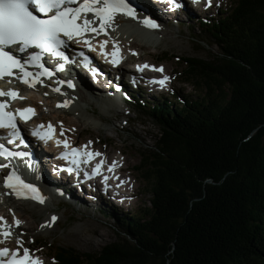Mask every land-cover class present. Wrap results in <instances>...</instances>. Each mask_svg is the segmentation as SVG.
<instances>
[{
	"label": "trees",
	"instance_id": "1",
	"mask_svg": "<svg viewBox=\"0 0 264 264\" xmlns=\"http://www.w3.org/2000/svg\"><path fill=\"white\" fill-rule=\"evenodd\" d=\"M200 26L219 52L184 59L182 74L203 94L134 93L160 130L142 158L148 208L114 214L123 229L100 251L54 248L57 264H264V0Z\"/></svg>",
	"mask_w": 264,
	"mask_h": 264
},
{
	"label": "rangeland",
	"instance_id": "2",
	"mask_svg": "<svg viewBox=\"0 0 264 264\" xmlns=\"http://www.w3.org/2000/svg\"><path fill=\"white\" fill-rule=\"evenodd\" d=\"M213 2L212 10L206 11L204 5L199 15H196L199 11H195L194 22L187 18L188 16H180L178 13L177 19L170 18L176 21L169 25L163 22L155 28V31H151L150 29L153 28L146 27L141 22L145 16L150 19L148 14L137 15L135 22L116 15L113 17L116 19L115 22L127 24L130 27L116 25L115 29L111 26L105 29V33H101L105 34L108 39L112 38L111 43L117 40L119 44L134 42L141 46L127 50L128 54L139 55L133 62L146 60L165 65L172 79V87L166 89L162 95L147 93L146 98L167 97L172 102L176 99L172 93L174 90L183 96L203 94L204 90L195 92L193 83L185 82L182 71L186 67L184 59L191 57L209 59L219 52L217 46L209 47L205 42H200L205 39L200 31V22L204 17H214L217 14L216 9L219 12L229 10L234 6V0H213ZM95 36L97 35L94 34L93 37ZM49 90L41 92L33 88L22 91L23 96L18 101L25 104L29 99L26 96H34L38 100V108L41 109L39 118L56 119L60 127L69 132L73 141L77 143L88 141L87 147H94L93 150H98L96 153L99 152L103 157H109V160L115 159L116 163L127 171L122 172V175L128 178L127 182H130L133 188L124 183L117 184V188L127 194L126 197L131 198L130 204L123 205L122 200V203H118L112 196L110 201L112 203L114 200L113 207L117 208L116 215L127 218L145 211L151 196L148 195L150 182L145 179L148 173L146 174V170L142 169L145 162L142 158L151 152L160 136L157 123L148 114L134 106L132 100L130 102L125 100L126 103L124 102L121 106L115 105L107 92L104 95H98L96 92V96L102 99L98 101L96 97H93L86 105L79 99L70 100L65 95L61 97L53 95V91ZM67 95L69 98L77 99L73 93V96L68 93ZM44 164L43 170L47 179L54 180V174L57 173L53 172L51 161L45 160ZM68 185L71 184L67 183ZM134 191L136 196L130 197V193ZM47 194L49 198L42 202H22L9 200L0 191V214H5L7 217L19 215L23 219V228L17 230L18 233H16L19 238L26 240V245H30L33 250L44 257L45 264H57L52 257L56 247L63 246L83 253H92L100 251L106 244L117 240L123 227L118 224L114 212L110 211L109 215L93 214L84 204L80 206L70 198L67 199L64 192L51 196L50 193ZM69 194L75 196L73 200H86V197H82L74 188L69 190ZM73 195L69 196L73 197ZM31 223H33V228L29 229ZM50 225L51 228L47 229Z\"/></svg>",
	"mask_w": 264,
	"mask_h": 264
},
{
	"label": "snow or ice",
	"instance_id": "3",
	"mask_svg": "<svg viewBox=\"0 0 264 264\" xmlns=\"http://www.w3.org/2000/svg\"><path fill=\"white\" fill-rule=\"evenodd\" d=\"M206 2L209 5L211 4V0H206ZM169 3L174 4L177 8L181 6L179 3H175V0H169ZM117 12H123L125 15L136 18L135 9L130 0H0V78L13 76V69L19 68L23 75L16 78L30 87L33 86L34 81L30 82L28 77L50 75L49 70L40 63L41 53H51L59 60H67L65 53L61 51L63 47H66L63 37L72 40L74 37L83 38L86 33H95L96 35L105 33V29L112 26L113 17ZM89 14H91L90 17ZM141 22L146 27H158L155 21L147 16ZM83 42L91 48L89 40L85 39ZM104 43L101 42V50H103ZM12 46H16L17 51L21 53L29 48L38 49L39 52H32L27 58H18L13 52L6 50ZM113 56L115 57V53H113ZM85 60H87V57H85ZM112 63H118V60L114 58ZM26 65L34 66L42 71L36 73L26 71ZM144 67H147V65ZM62 68V64L58 65V70H62ZM155 70L163 71V69ZM167 79L168 77H164L163 80L154 82L163 86ZM0 96L18 98L17 92L12 89L6 92L0 89ZM5 107L6 105L0 102V127L11 128L12 131L9 135L13 139L18 138L20 133L14 122L15 116L10 112H5ZM31 111V109L18 110L19 115L24 119H27L25 112ZM49 128H51V125H49ZM33 135L44 140L48 138L49 134L35 131ZM21 143H24L22 139ZM64 146L65 148L68 147L66 143ZM72 154L74 157L84 155L78 149H73ZM25 155H28V153L11 152L3 144H0V156L7 158L9 156ZM94 155H99V153H88L89 158ZM62 156L67 158L68 153H63ZM72 164L77 165L78 161L74 158ZM5 167L9 166L0 165V168ZM99 168L100 164H97L96 168L93 169V173L95 174ZM67 171L72 172L73 168L70 167ZM87 175L85 173L86 177ZM105 180H107V177H105ZM4 186L11 188L18 196L23 190L36 192L33 185L25 183L15 171H11L5 176ZM33 198L39 197L34 196ZM40 199L42 201V198ZM2 219L0 217V220ZM16 223L19 224L20 222L16 221ZM0 234L6 237L10 235V232L5 231ZM8 252L9 249L0 248V257L6 256ZM0 264H41V262L32 259L29 255V249H24L22 257L13 252L11 259L6 261L0 259Z\"/></svg>",
	"mask_w": 264,
	"mask_h": 264
},
{
	"label": "bare ground",
	"instance_id": "4",
	"mask_svg": "<svg viewBox=\"0 0 264 264\" xmlns=\"http://www.w3.org/2000/svg\"><path fill=\"white\" fill-rule=\"evenodd\" d=\"M183 7H185V6L183 5ZM142 8H144V10ZM134 9H135V16H137V15H141L142 16L143 13L144 14H148L149 17H151L152 19H155L157 22H160L159 24H162L163 22L169 21L168 18L170 19L172 17H176L178 15V12H179L178 11V12H176L174 14H171V13L167 12L165 10V8H163L162 6L151 8V7H149V5H148L146 0H138L135 3ZM115 20L116 19L113 18L112 24L119 26L121 23L115 22ZM138 28H139V26H138ZM103 37H105V36H102L101 38H103ZM113 44H114L115 48H123V50H130L131 48L137 49L138 47H141V46L136 45L134 42L133 43H131V42L125 43L124 42V43H120L119 44L117 40L114 41ZM136 56L137 55L135 54L134 57H136ZM134 59H136V58H134ZM68 63L71 64V57H69ZM125 76H127V71H120L116 75H112V74H109L106 71H104L103 75H100V72H99V74L97 75V79L93 81L88 76H83L81 73H79L77 70H75L71 66L70 69L68 70V76H67V79H66L67 80L66 81V85L69 86V84H71L70 87L72 88V90H68V89L63 87L61 89L60 93L64 92V91L66 93H68V94H71V95L73 93L74 97H76L77 99H79L80 101H82L83 103H85L87 105V103L91 102V98H93V97H96V99H98V101H99V99H102V97L98 98L96 96V92L98 93V95H104L105 92H107L108 94H110V95H108V97L114 100L113 103L115 105H117V106H121L122 104H124L123 93L120 90H116L114 86L115 85H121V81H123ZM40 85H38V86H40ZM101 88H102V90H101ZM104 98H105V96H104ZM18 100H21V96L19 97ZM20 103L22 104V106L31 105L32 104L37 109H39L38 108L39 106L37 105L38 100L36 98L35 99L34 98L28 99V101L25 104H23L22 102H20ZM70 123H71V121H70ZM53 138H54L53 139L54 141H58V142H60L61 140H64L63 137H61L59 134H55V136ZM105 158H107V157H105ZM34 159L37 160L38 157H30L29 156L28 159H27V161L29 160V164L31 166H35L36 163H37V161H35ZM114 161H115V159H113V160L108 162L107 172L105 173V176H107V175L108 176H113V178H115V180L117 181V183L119 185H120V183H124V184H127L128 187L133 188L132 184H129L130 182L129 183L127 182L128 178L124 177V175L120 176L119 173H118V172H127V171L123 170L124 168L120 167L118 165V163H115ZM37 169L39 171V178L38 179H39V182L41 183V186L45 187L47 189L48 193H50V194L56 193L58 190L55 187V185L50 180H48L46 178L45 171L42 170L40 168V166L37 167ZM11 170L15 171L16 169L14 167H11ZM102 173L104 175V172H102ZM29 176H31L29 173H24L22 177L24 178V177H29ZM63 192L66 193V198L67 199L70 198L73 202L75 201V202L79 203L80 206L83 205L84 202L87 201L88 199L89 200L91 199V198H86V200L85 199L73 200L75 198V196L73 194H69V191H67L66 189L64 191H62L61 193H63ZM2 193L6 194L7 198H9V200H15L10 194H7L5 192H2ZM78 193H80L83 196V190L79 189ZM69 195H73V197H71ZM126 196H127V194H125L124 192H118V194H116V196H114V197L116 199V202L122 203V201H123L124 202L123 205H129L131 198H128ZM134 196H136V192L135 191L130 193V197H134ZM45 197H46V194H45ZM117 199H118V201H117ZM27 201L28 200H26L25 202H27ZM97 204H98V202L96 200H94V202L90 203V205H88L86 208H88V209L92 208V210H93V209L96 208ZM114 208L117 210L116 207H114ZM18 217L20 218L19 215H18ZM32 225H33V223H31V225H29L28 228L29 229L33 228ZM12 226L15 228L14 225H12ZM49 228H51V225L49 227H47V229H49ZM19 229H21V227L17 228V230H19ZM17 230H16V232H17Z\"/></svg>",
	"mask_w": 264,
	"mask_h": 264
}]
</instances>
